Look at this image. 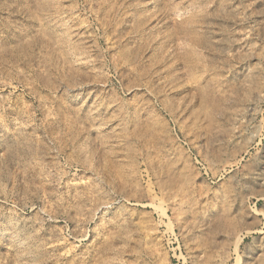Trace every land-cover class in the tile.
I'll return each instance as SVG.
<instances>
[{"label":"rangeland","instance_id":"obj_1","mask_svg":"<svg viewBox=\"0 0 264 264\" xmlns=\"http://www.w3.org/2000/svg\"><path fill=\"white\" fill-rule=\"evenodd\" d=\"M37 263L264 264V0H0V264Z\"/></svg>","mask_w":264,"mask_h":264},{"label":"bare ground","instance_id":"obj_2","mask_svg":"<svg viewBox=\"0 0 264 264\" xmlns=\"http://www.w3.org/2000/svg\"><path fill=\"white\" fill-rule=\"evenodd\" d=\"M141 85H144V87L143 86L142 87L146 90V92L148 93V95L154 96L155 97V101H157L158 104L169 115H172L175 118H179L181 116V113L183 111L178 112L179 109H176L177 107L175 108V101H176V99L174 97L173 90H171V89H162V88L157 87L154 84H152L150 82H147V81L145 82V84H141ZM128 91H130V88H128ZM154 97H152V98H154ZM138 107H139L138 109H140V110H143V109L145 110L144 111V114H143V121H142L143 126L145 128V131H147L149 134H151V137L154 140L159 141V142L160 141L162 142L164 140V137L162 138V136L160 135L161 133L160 132L159 133H156V131H155V127L157 125V122L154 119L159 120V122L161 121L160 118H159V116L157 115L158 112L153 111V108L150 105L148 106L147 104H144V103L141 104L140 106L138 104ZM96 110H97V108H96ZM96 110L94 112V115H95L94 116L95 117L94 120H97L96 121L97 126H100L101 127V134H103V133H109L110 132L111 134L118 135L119 137L121 136L124 139L125 138V133L127 131H129V130H127V122H126V116L127 115L126 114H124V115L121 114L122 106L121 107L114 106V108H112L111 112H113V113H109V115L110 114L111 115L113 114V118H111V117L110 118H106L105 117L106 115L97 114L96 113ZM160 124H162V123H160ZM162 125H164V124H162ZM103 194H104V192H103ZM100 195H99V199L94 198V199L98 200L97 203L95 202L97 204V206H96L97 208L96 209H98V210L101 209V208H105L107 206V204L109 203V200H108L109 198H107L108 196L105 195L106 198L105 197L103 198L104 195L103 196H100ZM94 199H93V201H94ZM99 200H101V201H99ZM78 236H79L78 234L75 235V237H78ZM38 247H37V249H38ZM22 250H23L22 251L23 253L26 252V251H28L27 250V247L23 248Z\"/></svg>","mask_w":264,"mask_h":264}]
</instances>
